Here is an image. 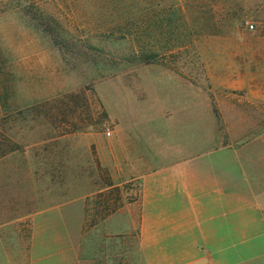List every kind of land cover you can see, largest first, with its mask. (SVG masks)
Here are the masks:
<instances>
[{"label": "rangeland", "instance_id": "rangeland-1", "mask_svg": "<svg viewBox=\"0 0 264 264\" xmlns=\"http://www.w3.org/2000/svg\"><path fill=\"white\" fill-rule=\"evenodd\" d=\"M182 127L231 146L264 131V0H0V134L18 148L0 158V264H164L127 200L143 133ZM103 171L123 206L91 226ZM239 247L224 263L264 264V244Z\"/></svg>", "mask_w": 264, "mask_h": 264}, {"label": "crops", "instance_id": "crops-1", "mask_svg": "<svg viewBox=\"0 0 264 264\" xmlns=\"http://www.w3.org/2000/svg\"><path fill=\"white\" fill-rule=\"evenodd\" d=\"M177 133H143L141 254L226 264L233 245L264 244V131L238 146L221 144L214 131L203 139L199 127Z\"/></svg>", "mask_w": 264, "mask_h": 264}, {"label": "trees", "instance_id": "trees-1", "mask_svg": "<svg viewBox=\"0 0 264 264\" xmlns=\"http://www.w3.org/2000/svg\"><path fill=\"white\" fill-rule=\"evenodd\" d=\"M18 150L17 145L6 136L0 134V158L8 155L9 153ZM105 177L101 179L102 191L98 192V198L93 205V215L91 216V226L99 221L105 220L108 216L120 210L123 206V198L121 188L112 183L106 171H103ZM137 199H128L127 202L131 203Z\"/></svg>", "mask_w": 264, "mask_h": 264}, {"label": "built area", "instance_id": "built-area-1", "mask_svg": "<svg viewBox=\"0 0 264 264\" xmlns=\"http://www.w3.org/2000/svg\"><path fill=\"white\" fill-rule=\"evenodd\" d=\"M250 27H252L251 25H250ZM107 135H109V133L107 132Z\"/></svg>", "mask_w": 264, "mask_h": 264}]
</instances>
